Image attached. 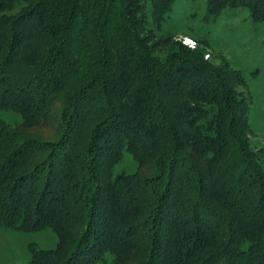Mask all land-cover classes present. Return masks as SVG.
<instances>
[{
    "label": "trees",
    "instance_id": "trees-1",
    "mask_svg": "<svg viewBox=\"0 0 264 264\" xmlns=\"http://www.w3.org/2000/svg\"><path fill=\"white\" fill-rule=\"evenodd\" d=\"M175 1L0 0V109L22 118H0V225L58 238L29 264H264L245 78L199 40L156 54ZM206 6L264 21V0ZM124 152L151 171L113 174Z\"/></svg>",
    "mask_w": 264,
    "mask_h": 264
},
{
    "label": "rangeland",
    "instance_id": "rangeland-1",
    "mask_svg": "<svg viewBox=\"0 0 264 264\" xmlns=\"http://www.w3.org/2000/svg\"><path fill=\"white\" fill-rule=\"evenodd\" d=\"M206 11V0H176L161 29L150 26L154 40L182 39L190 46L202 41L206 57L209 56L213 63L229 62L242 73L245 82L238 89L249 102V139L254 149L261 150L264 167V21H254L245 7L225 9L209 20L205 19ZM166 49L162 41L155 52L163 57ZM51 115L50 121L33 128L31 133L52 137L56 119L53 113ZM0 118L11 125L22 120L18 112L7 109H0ZM137 171L149 173L151 164L140 165L128 152H124L112 169L113 174ZM57 241V235L49 227L23 232L0 225V264H29L30 243L50 249ZM97 264H113V256L106 253Z\"/></svg>",
    "mask_w": 264,
    "mask_h": 264
}]
</instances>
